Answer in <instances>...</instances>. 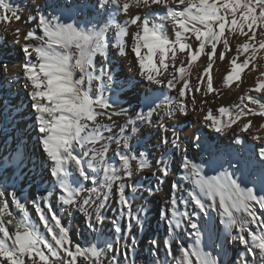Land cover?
I'll return each instance as SVG.
<instances>
[{
  "label": "snow or ice",
  "instance_id": "snow-or-ice-1",
  "mask_svg": "<svg viewBox=\"0 0 264 264\" xmlns=\"http://www.w3.org/2000/svg\"><path fill=\"white\" fill-rule=\"evenodd\" d=\"M23 12L13 0H0V23L29 26L3 29L0 50H18L19 59L0 56V80L26 94L23 115L31 116L51 189L24 197L17 173L37 165L26 152H0V264H121L117 253L123 249L127 258L135 249L133 228L151 224L145 204L134 210L138 190L151 197L170 176L167 160L150 164L146 145L137 147L133 139L159 129L165 134L160 143L176 149L181 138L175 122L190 117L224 139L213 144L210 137H192L202 159L182 156V181L191 188L171 184L172 196L159 212L167 236L149 241L155 264H264V123L255 127L247 118H264V79L240 103L219 106L216 114L211 107L219 97L212 77L217 61H228L222 87H239L250 65L264 69L254 63L264 52V0H63ZM8 36L14 37L10 44ZM121 57L135 73L124 82L113 64ZM134 80L148 91L142 100L127 93L125 106L121 93ZM4 106L10 107L7 101ZM11 109L9 121L21 113L15 104ZM115 117H125L124 123ZM146 169L155 186L142 183ZM29 204L39 224L29 218ZM110 206L116 213L111 218L105 212ZM74 214H83L97 243L75 239L67 224ZM217 217L222 232L211 226ZM105 228L114 239H104Z\"/></svg>",
  "mask_w": 264,
  "mask_h": 264
},
{
  "label": "bare ground",
  "instance_id": "bare-ground-1",
  "mask_svg": "<svg viewBox=\"0 0 264 264\" xmlns=\"http://www.w3.org/2000/svg\"><path fill=\"white\" fill-rule=\"evenodd\" d=\"M13 2L19 7H21L24 10L23 14L27 16L29 13H34L38 8L44 7L47 4L62 3L63 0H13ZM118 22L122 23V21H119V18H118ZM17 27L21 29H26L29 26L24 24L23 21L18 23L13 22L11 25H4L0 23V41H2L1 39H4L5 34L3 32V29L8 28L9 31H11V29ZM165 27L167 28L169 26L165 24ZM109 35L114 37L113 33H109ZM12 39H14V37L8 36V40H12ZM3 51L4 50H0V53H3ZM15 53H16V57L14 60H18L19 59L18 50H15ZM260 56H264V52L258 54V59L257 61L254 62L257 65L261 64L262 62L264 63V61H261L259 59ZM12 58L13 57L10 56L9 58L10 61H12ZM203 60L204 57H201V61H198L197 64H200ZM113 64L115 65L116 77L120 82H124L135 75L134 72H129L126 58L121 57L119 59H115L113 60ZM251 66L252 65L249 66V69H251L250 68ZM227 70H228L227 60H225L224 62L217 61V63L213 65L212 77H213L214 87L222 83V76L226 73ZM261 70L264 69L257 68L254 77H252L253 73L251 72V70L250 71L246 70L245 73L243 74L242 82H239V87H237L236 83H234L231 88L222 87L221 85L218 86L219 97L216 100V102L211 105V107L214 110V114H216L215 110L219 106L228 107V105H233L232 102L234 101L237 104L240 103L239 98L241 95H244L247 92V87L248 86L252 87L257 79H264V77L259 76V72ZM16 71H18V69L10 68V73ZM193 72L195 73V68L193 69ZM252 80H254V83H252ZM137 83L138 81L134 80L132 82V85L126 88L125 91L121 93V98L122 100H124L125 106H127V101L126 99H124V97L127 95V93H131V96L138 97L140 98V100H142L145 93L148 91V89L145 88L143 83H139V87H136ZM5 88H6L5 86H2V89H0V118L2 117L4 118L5 115L11 112L12 110L11 105L13 104L21 108V113L17 114L15 117V122H16L15 125L19 132V140L17 141V145L15 149H17L20 152H26L30 154L31 160L35 162V164L37 165L35 168H31V166L28 165L26 168L25 175H20L19 172L17 173V175L20 176V180L17 182V186L19 187L21 183L23 184V191L25 190L27 192L26 198L30 200L33 197V195L37 197L40 195H46L47 194L46 190L51 189V184L49 182L47 170L45 169L41 161L42 154L39 153V151L35 147V135L33 134L32 129L29 127V125L31 124V116L23 115V113L28 112L26 110V104H28L26 94L20 88L19 91L14 89V91L11 93L12 97L9 98L7 94H5L6 92ZM133 89L135 90L133 91ZM248 94L254 96L260 95L257 93H248ZM215 95H216L215 93L212 94V96ZM212 96L206 97V99H211ZM4 101H7L9 103L10 105L9 108H5ZM245 102L249 104V107L258 109L257 105H251L250 102L247 101ZM262 102H264V100H262ZM199 103L200 100L198 99L197 104L199 105ZM132 107H136V104L133 103ZM129 112L131 114V109L129 110ZM247 118L253 120V124L255 127H258L260 123H264V118L254 117V116H249ZM114 119H116L118 123H124L125 121V117H115ZM196 119H197L196 117L181 118V120L175 122L178 125L179 135L181 138L180 146L176 149H173L170 146V144L164 145L160 143L161 136L165 134L160 132L159 129H153L144 136L134 137L133 143H136L137 139L139 140V144H137V147H140L141 145H146L147 156L150 164H155L156 160H160L161 157H164L167 160L170 176L164 182V184L158 186L160 189L159 192H157L155 195L151 197H148L147 193L142 194V190H138L136 194V201L134 203V210L136 208H139L141 204H145L149 209L148 219L151 221V224L150 226H146L143 229V231H140L138 228L135 227L133 228L132 234L136 235L137 243L134 250L131 249L128 250L127 258L123 256V251H124L123 249H121V251L117 253V255L121 260V264H155L156 257L152 255L149 241L152 238H157L158 240L162 241L167 236L166 233L167 226L165 222L159 217V212L161 210H166V206L164 202L166 199H170L172 196L171 184L173 182H178V183H182L184 188H188V189L191 188L190 183L182 181L183 172L182 170H180L182 156L184 154H187L193 160V162L196 163H199L202 159L198 149L192 146L194 143L192 137L195 134H199L200 136L206 138L210 137V142L213 144L219 143L222 139H224L220 137L218 134L213 133L211 129L202 128V125L197 123ZM260 134L264 135V130H262ZM167 135L171 136V133L169 132L167 133ZM253 143H257V142H253ZM140 150L145 151V148L141 147ZM109 156H112L111 152L109 153ZM117 163L119 162L117 161ZM28 168H31V170H27ZM151 172L152 169H146L143 173L140 174L142 177V183L146 186L156 185V178L151 175ZM85 186L90 187L91 186L90 182L87 183ZM179 195L180 194L177 193V197H179ZM114 203H115V198L113 199V204ZM10 207L13 208V205L10 204ZM14 211L18 216L20 215V213L18 212L19 210H14ZM258 211L260 210L258 209ZM105 212L109 216V218L113 217L116 214L111 206L108 209H106ZM28 215L29 218L35 223V220L37 219V214L34 208L28 211ZM261 215H264V212H261ZM83 219H84L83 214H74L67 220V224L71 226V228L73 229L75 239L78 242H80L82 245L89 243H97L96 234L86 230V228L82 224ZM121 223L123 225L124 221L122 220ZM211 226L214 230L218 229L221 232L223 231L222 225L219 224L218 217L212 222ZM251 227L255 229V226H251ZM41 231H43L42 226H41ZM103 235H104V239L110 240L115 238L110 228H105ZM177 238L179 237L177 236ZM120 243L123 244L124 241L121 240ZM128 243L130 244V240L128 241ZM188 243H191V241H188ZM157 255L159 259L162 261L164 259L163 249H161V251ZM174 255L177 256L179 255L178 248L175 249ZM232 255L233 252L231 249H229L228 259H231Z\"/></svg>",
  "mask_w": 264,
  "mask_h": 264
},
{
  "label": "rangeland",
  "instance_id": "rangeland-1",
  "mask_svg": "<svg viewBox=\"0 0 264 264\" xmlns=\"http://www.w3.org/2000/svg\"><path fill=\"white\" fill-rule=\"evenodd\" d=\"M1 40L3 41V39H1ZM8 42L10 44L11 43V40H8ZM16 53H15V50H11L10 49V50H7V51H3V53H0V56H2L5 59L8 58L7 60H9V61H10L9 58L11 56V57H13L12 58V61H15L14 59L16 57ZM257 59H258V57H257ZM12 61H10V62H12ZM261 64H264V63L262 62ZM252 67L253 66H251L250 67L251 69H248V70L249 71L251 70V72L253 73L252 74V77H254L256 70L253 71L252 70L253 69ZM252 83H254V80H252ZM221 84L222 83H220L218 86H220ZM2 86H5L6 87L5 88L6 89L5 94H7V96L9 98L12 97L11 93L14 91V89L17 90V91H19V88H20L19 85H15V86H13V85H5L3 83V81L0 80V89H2ZM218 86H216V87H218ZM250 87L251 86H248L247 89H249ZM27 103H28V101H27ZM232 104L234 105V104H237V103L234 101V102H232ZM230 106H232V105H228V107H230ZM26 110L28 111L27 104H26ZM7 115H5L4 118L3 117L0 118V152L7 151L9 154H14L12 150L16 148L17 141L19 140V132H18V130L16 128V125H15V123H16L15 122V118H14V120L9 121V120L6 119V116ZM13 125H14V128H13ZM23 192H24V197H26L27 196V192L25 190ZM27 207H28V211L33 208L30 204ZM13 210H16L14 208V206H13ZM36 222L39 224L38 216H37V219L35 220V223Z\"/></svg>",
  "mask_w": 264,
  "mask_h": 264
}]
</instances>
